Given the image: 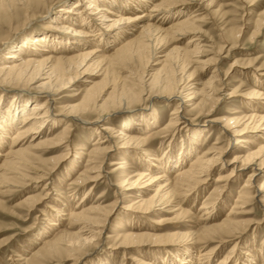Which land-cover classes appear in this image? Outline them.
<instances>
[{
    "label": "bare ground",
    "instance_id": "bare-ground-1",
    "mask_svg": "<svg viewBox=\"0 0 264 264\" xmlns=\"http://www.w3.org/2000/svg\"><path fill=\"white\" fill-rule=\"evenodd\" d=\"M100 1L76 0L69 9L63 10L74 14L65 21L69 25L61 19H54L57 21L52 27L56 31H52L54 35H28L25 44L14 47L13 51H8L0 59V85L4 83L18 87L21 89L19 92L34 96L32 99L20 98L21 103L15 108L13 117L9 116L10 111L8 116L0 115V147L6 143L0 149V193L4 192V188L20 187L27 180L32 182L48 179L43 187L45 191L50 188L48 185L54 186L53 182H49L54 168L74 156L72 152L75 151V146L71 142L73 125L94 124L105 134L96 131L93 147L86 153V163L82 169H77V177L71 183L73 190L77 191L86 185H90L89 189L83 194L78 208L58 210L60 220L65 219L61 214L68 213V224L55 237L45 240L35 252L33 250L30 263L45 264L64 259L72 261L71 264H81L85 260L87 264L94 256L95 247L101 242V235L111 218L113 219L111 214L121 199L124 202L122 210H125L130 222L137 224L131 225L133 231H125L117 226L114 231L106 234L104 238L110 243L107 247L110 254L123 251V254L131 253L128 257L130 264H157V261H147L140 250L146 246H159L156 248L165 249L170 254L165 256L168 260L165 264H196L197 261L199 264H209L224 242L233 237L241 239L238 234H242L247 225L244 217L253 212L250 206L256 199L264 210V180L258 182L260 173L264 172V141L259 144L245 139L250 131L263 132L264 135V111L255 107L256 112L243 116L213 115L219 101L228 100L237 94L236 89L229 91L227 88L231 85L225 82L229 70L220 74V68L216 64L219 58L236 54L242 28L231 32L236 38L234 42L225 40L213 58L204 59L202 56L206 50L201 45L204 31L200 24L203 17L181 11L174 19L169 20L172 17L168 13L170 10L194 4L193 0H126L127 7L118 6L112 0H105L104 4ZM241 1L246 4L248 2ZM108 2L114 4L109 5ZM207 2V5L213 6L215 0ZM4 5L0 4V13L8 10L7 8L11 9V6ZM85 7L90 10L88 15L91 17L87 18ZM262 29L264 10L256 21V28L250 39L254 41ZM136 31H139L138 34H135ZM68 32L78 36L71 37L70 40L59 36ZM187 35L190 38L182 44L181 41ZM172 42V48L166 51ZM111 46L113 53L106 55ZM156 54L160 58H155ZM153 57L157 60L155 64H160V67L150 71L148 69L152 66ZM135 64H139V67ZM211 66H216L212 75L199 83L197 71ZM251 66V61L242 65L235 59L230 69L235 71L237 67L247 69ZM123 69L126 70V75L119 73ZM260 70H264V66H259L254 71ZM261 74L264 75V71ZM102 75L104 78L101 82L94 80L96 76ZM76 82L81 83L77 93L70 95L69 103H64V93L76 86ZM246 95L244 98L248 100L264 99V90L253 89ZM155 97L176 101L166 125L158 130L162 144L177 136L181 132V125L189 124L191 120L183 114L186 109V113L198 110L197 116L209 117L207 122L220 124L228 133V144L244 142L258 145L256 149L247 145L244 153L235 155L229 161L233 165L230 172L218 173L216 184L198 210L196 218L203 223V228L197 232L181 230L180 227L184 224L178 223V218L187 211L184 204H187L188 197L197 193L211 178L216 166L224 162L227 147L220 146L218 138L213 144L200 150L195 146L197 140L193 135L189 143L191 146H183L177 156L170 147L168 151L164 150L162 157H157L156 150H147V139L139 134L142 129H117L110 123V116L130 110L131 105L136 108L134 105L145 100L151 101ZM76 98L79 100L74 101ZM31 100L34 105L29 111ZM250 107L251 104L247 109L250 110ZM89 115H95V118H84ZM152 116L153 122L157 123L158 117ZM6 121L10 124H5ZM101 121L106 123L100 126ZM145 122L151 124L147 119ZM60 126L62 130L53 133ZM6 138L10 139L9 142ZM48 144H53V147L63 152L54 159L53 165L36 162L35 152ZM145 151L146 154L143 153ZM111 156L113 158L108 161ZM120 158L130 159L131 163L138 161L139 164L119 167ZM76 164L75 161L70 171H75ZM106 169H111L109 177L115 179L111 183L117 188L115 200L104 204L105 194H100L97 202L87 204L88 196L102 185ZM247 169L251 172L243 182L236 200L226 216L217 220L215 209L220 203H225L226 187ZM255 183L256 186H253ZM42 193L30 195L20 204H30V210H35L47 197L48 190L47 193ZM157 210L174 213L175 216L154 218L152 215ZM121 221L119 218L118 222ZM166 223H174L172 226L178 229L164 235L155 232L164 228ZM50 224L57 225V222L50 221ZM155 243L159 245H154ZM238 244L236 241L231 247L232 252L225 255L219 264L255 263V253L249 249L244 254L245 259L238 253L234 255V259L231 258L232 253L238 250ZM195 252L196 257L193 254ZM201 260H205L204 263ZM260 264H264V259Z\"/></svg>",
    "mask_w": 264,
    "mask_h": 264
},
{
    "label": "rangeland",
    "instance_id": "rangeland-1",
    "mask_svg": "<svg viewBox=\"0 0 264 264\" xmlns=\"http://www.w3.org/2000/svg\"><path fill=\"white\" fill-rule=\"evenodd\" d=\"M75 1L76 0H0V4L4 3V6H11V9L7 8L8 10L0 13V59H3L8 51H13L14 47L25 44L26 41H28L26 39L28 35L33 37L40 35L41 33L54 35L52 33L54 28L52 27L57 22H55L54 19H61L65 24L69 25L70 23L65 21L69 20V16H74V14L73 12H64L63 10L69 9ZM112 1H116L114 3L118 6H128V0ZM193 1L194 4L181 5L170 10L168 13L172 15V17H169V20L174 19V16L181 11H185L188 15L198 14L197 17H203V22L200 24L204 31L201 36V45H204V50H206L202 56L204 59L213 58L215 53L218 51V47L224 43L225 40L234 42L236 38L232 36L231 32L242 28L239 38V46L235 50L236 54L234 53L228 58L221 57L216 64L220 68L218 71L220 74L229 70V76H227L228 78H225V82L231 83V85H228L227 88H229V91L236 89L237 94L228 100L219 101L215 107L216 111L213 115L224 117L243 116L247 113L249 114L250 112H256L254 110L255 107V109H258V107L261 108L259 110L263 112L264 99L248 100L244 97L247 96L246 93L252 91L253 89L256 91L259 89L264 90V75L261 74L264 70L254 71L257 67L264 66V29L260 31L254 41L250 39L251 34L256 28V21L259 18L260 13L264 10V0H248L247 4L241 0H215L213 6L207 5V0ZM100 2L104 4L105 0ZM108 3L109 5L114 4L113 2ZM85 10L88 18L90 16L88 15L90 10L86 9V7ZM125 10L127 9L125 8ZM88 22L92 23L89 19ZM138 32L139 31H136L135 34H138ZM59 36L61 38L68 37V40H70L71 37H77L78 35L73 32H68L65 33V35ZM189 38L190 35L185 36L181 43L185 44ZM172 45L173 42L166 51H169V49L172 48ZM59 47L60 44L57 45V49H59ZM110 48L107 50L106 55H111L113 53L112 46ZM25 49L28 48L25 47ZM158 55L159 54H156L155 58H160ZM155 58L153 57L151 59L152 66L148 69L150 71H155L160 67V64H155L157 62ZM235 59H237V61H239L242 65H247V63L251 61L253 66L247 69L237 67L236 70L233 71V68L230 69V65ZM135 65L139 67V64ZM133 67L135 68V66ZM215 67L216 66H211L209 69L204 68L198 70L196 74L197 81L199 83L205 81L212 75ZM119 73L121 75L127 74L125 69L121 71L119 70ZM103 78V75L96 76L94 80L101 82ZM2 84L3 85H0V115L8 116L10 111L9 116L13 117V115H15V108L20 105L21 100L29 97V99L34 98V96H30L26 92H19L21 89L18 87L8 86L4 83ZM80 84L81 83L76 82V86L69 88L64 93V96L66 97L64 103L70 102V95L77 93ZM87 86H89V84ZM224 86L225 85H223V87ZM25 88L28 89L27 87ZM20 98L22 99L20 100ZM78 100L79 98H76L74 101ZM169 100L170 99L166 97H155L153 100L151 99V101L145 100V102L142 101V103L134 105L136 108H132L133 105H131L130 110L118 112L110 116L112 117V121L110 123H113L117 129H142L139 134L143 138L147 139V150H156L157 155L155 156L157 157H162L164 150L168 151L170 147H172L173 153L177 156L178 153L181 152V148H183V146H191L189 143L193 135H195L197 140V144H195V146L200 150L210 146L217 141L218 138L221 142L220 146L227 147V151L224 153L223 157L224 162H221L216 166L215 170L212 172L211 178L197 191V193L188 197L187 204H184V209L187 211L183 212V214H181L178 218V223L184 224L180 227L181 230L187 232H197L203 228V223L197 221L196 218L198 210L206 196L209 195L213 186L216 184V176L218 173H220V171L224 173L230 172L233 165L229 161L232 160L235 155L244 153L243 150L245 151L247 145L253 146L252 149H256L258 145L254 146L244 142H231L228 144V133L223 130L220 124L207 122L209 117L197 116L198 110L186 113V109L183 111V114L186 118L191 120L189 124L187 125L186 123L185 126L181 125V132L174 138H171L168 142L165 141V144H162V137H160L158 130L166 125L171 116L170 113L176 106V101ZM33 103L34 101L31 100L29 104V111H31L32 106L34 105ZM250 104L251 109L248 110L247 107L250 106ZM207 108L208 106L205 107V109ZM152 115H156L158 117L157 123L153 122L154 117ZM84 118L92 120L95 118V115H89V117ZM146 119L150 121V125L146 124ZM105 123L106 121L99 122L100 126H103ZM5 124L9 125L10 123L6 121ZM62 126L57 127L53 133L56 134L61 131ZM94 128L96 129L94 130ZM96 131L101 130L94 124L87 125L83 123H76L73 125L71 134V142L75 146V151L72 152L74 155L72 157L73 160L71 158L64 160L54 168L52 178L49 179V182H53L54 186L48 185V188H50L45 191V188L43 187L48 179L32 182L27 180L26 184H22L20 187H12L11 189L4 188V192L0 193V264H31L30 258L33 254V250L35 252L44 244L45 240L55 237L60 230L66 227L69 222L67 220L69 217L68 213L66 212L64 215L61 214V217H65V219L60 220L59 211L60 209L69 210L70 207L78 208L81 199H83V194L89 189L88 187L90 185H86L76 191L71 189V183L72 180L77 177L78 170L82 169L86 163L88 158L86 153L90 152L93 147V139L97 136ZM101 133L103 135L105 134L104 131H101ZM262 133L258 131H250L245 135V139L251 143L255 141V143L260 144L264 141L262 140V138H264ZM6 140L9 142L10 139L6 138ZM5 144L0 147L1 150L5 147ZM242 145H244V147H242ZM62 152L63 151L53 147V144H48L42 146L35 152L37 157H35V160L36 162H40L45 165H53L55 162L54 159L61 155ZM143 153L146 154V151ZM112 158L113 157L111 156L108 161ZM120 160L121 163L119 164V167L129 166V164L137 166L139 164L138 161L137 163H131L130 159L120 158ZM75 161L77 163V168L75 171H73V169L70 171L72 164H74ZM110 170L111 169H106V177L103 178L102 185L97 187L88 196V199L86 200L87 204L90 205L97 202L100 194H105L104 204H110L115 200L117 196V188L111 185L115 179L109 177ZM250 172V169H247V171L245 170L243 175L236 177L226 187L227 193L225 195V203H220L219 207L215 209V211L217 210V213H215L218 216L217 220L226 216L229 208L236 200L243 182L247 179ZM30 174L31 176L34 175L33 172ZM263 180L264 172L260 173L258 182H262ZM23 182H25V180ZM254 185L256 186V183L253 184V186ZM47 190V197L35 210H30V204H20L22 200L26 199L28 196L37 193L41 194L42 192V194H44L47 193ZM121 201L123 200L120 199V203L111 214L113 215V219L111 218L109 225L104 229L100 238L101 242L95 247L94 256L89 259L90 261H87V264L131 263V260L128 258L131 253L123 254V251H121L110 254L107 249L110 243L106 238H104L108 232L114 231L117 226L125 231H133V227L131 225H134L135 223L137 224V222H130L131 219L126 216L125 210H122L124 202ZM250 208H252L253 212L244 217L245 220L247 219V225L242 234H238L241 236V239L233 237L224 242L220 251L217 253L215 258H213L211 263L209 262V264H219L225 255L232 252L231 247L236 243V241L239 243L237 247L238 250H235V252L232 253L231 258L234 259V255L237 253L244 257L245 252L249 249V251L252 250L253 253H255L254 257H256V259L254 264L262 263V260L264 259V249L261 250L264 248V210L262 204H260L257 199L250 206ZM152 216L158 219L161 217H173L175 214H168L157 210V212L153 213ZM119 218L122 219L120 223L118 222ZM50 221L57 222V225L50 224ZM173 224L174 223H166L164 224V228L155 232L164 235L171 230L173 231L178 229L173 227ZM154 245H159V243H155ZM156 247L159 246H153L151 248L146 246V248L141 249L140 251L144 253L145 259L149 262L151 261L155 263L157 261V264L168 263L165 256H170L169 252L165 249ZM193 254H195L196 257V252ZM242 257L241 259L244 260L245 257L244 259ZM249 257L250 256L248 255V258ZM92 261L95 262L92 263ZM204 261L205 260H201L202 263H204ZM71 263L72 261L63 259L61 261H49L45 264ZM85 263V260L81 262V264ZM196 264H199L198 261Z\"/></svg>",
    "mask_w": 264,
    "mask_h": 264
}]
</instances>
